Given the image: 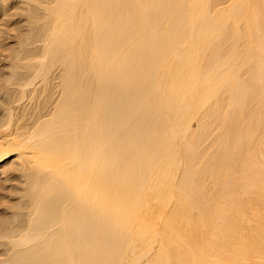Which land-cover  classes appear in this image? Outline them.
I'll use <instances>...</instances> for the list:
<instances>
[{
    "label": "bare ground",
    "instance_id": "bare-ground-1",
    "mask_svg": "<svg viewBox=\"0 0 264 264\" xmlns=\"http://www.w3.org/2000/svg\"><path fill=\"white\" fill-rule=\"evenodd\" d=\"M0 264H264V0H0Z\"/></svg>",
    "mask_w": 264,
    "mask_h": 264
}]
</instances>
